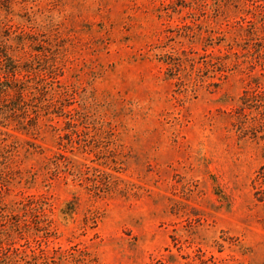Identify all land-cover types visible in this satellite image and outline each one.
Segmentation results:
<instances>
[{
    "label": "rangeland",
    "instance_id": "1",
    "mask_svg": "<svg viewBox=\"0 0 264 264\" xmlns=\"http://www.w3.org/2000/svg\"><path fill=\"white\" fill-rule=\"evenodd\" d=\"M0 264H264V0H0Z\"/></svg>",
    "mask_w": 264,
    "mask_h": 264
}]
</instances>
